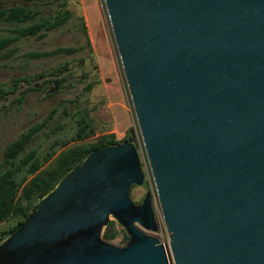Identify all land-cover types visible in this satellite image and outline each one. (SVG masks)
<instances>
[{
	"label": "water",
	"instance_id": "1",
	"mask_svg": "<svg viewBox=\"0 0 264 264\" xmlns=\"http://www.w3.org/2000/svg\"><path fill=\"white\" fill-rule=\"evenodd\" d=\"M103 2L170 257L143 232L150 192L129 197L128 130L0 227V264H264V0ZM110 217L124 246L102 238Z\"/></svg>",
	"mask_w": 264,
	"mask_h": 264
},
{
	"label": "rangeland",
	"instance_id": "2",
	"mask_svg": "<svg viewBox=\"0 0 264 264\" xmlns=\"http://www.w3.org/2000/svg\"><path fill=\"white\" fill-rule=\"evenodd\" d=\"M15 6L38 11V14L19 24L0 21V39L13 36L14 29L37 22H52L57 16L65 14L69 18L57 28L19 38L0 52V174L11 166L3 157L6 145L29 127L42 122L52 109L56 113L32 137L13 161L14 165L30 166L33 159L21 163L30 151L34 152L38 164H45L63 149L65 143L69 147L93 142L95 139L72 141L81 118L86 114L92 117L95 133L101 134L107 129L101 115L112 112L107 109V92L111 99L124 97L131 115L128 130L134 133L144 174V185L131 188L129 197L139 203L145 192H150L157 231H142L156 238L169 253V234L163 223L103 0H48L35 4L21 0H0V10ZM58 48H70L73 53L41 58L28 56L32 52H50ZM61 79V83L56 85L55 82ZM105 84L110 86L107 89L109 91H106ZM88 85L92 86L89 91L86 89ZM10 220L13 219L1 223L0 227ZM109 221L114 222L118 234L107 242L124 246L127 241L125 231L112 217Z\"/></svg>",
	"mask_w": 264,
	"mask_h": 264
},
{
	"label": "trees",
	"instance_id": "3",
	"mask_svg": "<svg viewBox=\"0 0 264 264\" xmlns=\"http://www.w3.org/2000/svg\"><path fill=\"white\" fill-rule=\"evenodd\" d=\"M26 3L35 4L39 2H46L48 0H21ZM38 11H31L20 6H15L9 9L0 10V21L9 23H23L37 15ZM69 16H57L52 22L44 21L28 25L23 28L14 29V35L0 39V52L7 49L17 39L27 36H33L40 31H49L63 25ZM84 30V29H83ZM85 31V30H84ZM73 49L58 48L50 52H32L28 56L30 58H41L46 56H53L59 54H71ZM61 80H57L55 84H60ZM92 88L87 86V91ZM56 113L52 109L47 117L40 123L29 127L24 132L20 133L18 137L6 145L3 157L11 166L4 169L0 174V224L15 218H25L32 203L39 195H45L59 182V180L77 163H79L90 152L121 142L115 140L114 136L107 134L101 135L91 143L88 144H74L66 147L68 143L62 145V150L45 164H38L34 159L33 151H30L24 156L21 163H27L33 159L30 166L14 165L13 161L23 151L24 147L30 142L32 137L45 127L47 122ZM94 134L92 121L86 114L79 122V129L76 132L73 142H79L89 139ZM46 165V166H45ZM135 186H132L133 188ZM114 222L109 221L104 228L102 238L105 241H110L117 236ZM127 239V238H126Z\"/></svg>",
	"mask_w": 264,
	"mask_h": 264
},
{
	"label": "crops",
	"instance_id": "4",
	"mask_svg": "<svg viewBox=\"0 0 264 264\" xmlns=\"http://www.w3.org/2000/svg\"><path fill=\"white\" fill-rule=\"evenodd\" d=\"M106 91H109L110 86L105 84ZM105 101H107V109L112 110L109 114H102L101 117L105 120L107 129L101 133H95L89 139H95L101 135L110 134L114 136L115 140H122L125 135V131L128 130L131 124V115L127 106V103L124 97L119 96V99L115 100L114 98L111 99L109 96V92L105 96ZM92 121V127L94 129V123L92 117H90Z\"/></svg>",
	"mask_w": 264,
	"mask_h": 264
},
{
	"label": "built area",
	"instance_id": "5",
	"mask_svg": "<svg viewBox=\"0 0 264 264\" xmlns=\"http://www.w3.org/2000/svg\"><path fill=\"white\" fill-rule=\"evenodd\" d=\"M163 245V244H162ZM164 246V245H163ZM164 248H165V246H164ZM168 255H169V257H170V252L168 253ZM170 261H171V258H170ZM171 264H173V262L171 261Z\"/></svg>",
	"mask_w": 264,
	"mask_h": 264
}]
</instances>
